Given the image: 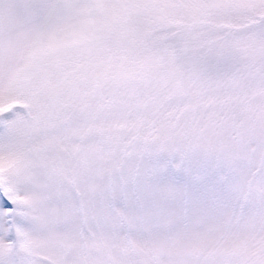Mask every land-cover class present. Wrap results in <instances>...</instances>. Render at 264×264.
Masks as SVG:
<instances>
[{"label": "snow or ice", "instance_id": "snow-or-ice-1", "mask_svg": "<svg viewBox=\"0 0 264 264\" xmlns=\"http://www.w3.org/2000/svg\"><path fill=\"white\" fill-rule=\"evenodd\" d=\"M0 264H264V0H0Z\"/></svg>", "mask_w": 264, "mask_h": 264}]
</instances>
